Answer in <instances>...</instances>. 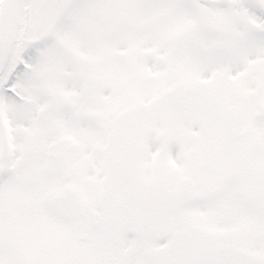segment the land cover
Masks as SVG:
<instances>
[{"label":"snow or ice","instance_id":"obj_1","mask_svg":"<svg viewBox=\"0 0 264 264\" xmlns=\"http://www.w3.org/2000/svg\"><path fill=\"white\" fill-rule=\"evenodd\" d=\"M0 264H264V0H0Z\"/></svg>","mask_w":264,"mask_h":264}]
</instances>
